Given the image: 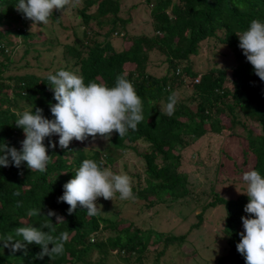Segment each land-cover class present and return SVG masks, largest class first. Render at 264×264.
Returning a JSON list of instances; mask_svg holds the SVG:
<instances>
[{
  "label": "trees",
  "instance_id": "obj_1",
  "mask_svg": "<svg viewBox=\"0 0 264 264\" xmlns=\"http://www.w3.org/2000/svg\"><path fill=\"white\" fill-rule=\"evenodd\" d=\"M140 2L147 9V31L131 32V17L120 15V0H80L76 8L53 11L49 33L47 24H33L16 10L18 0H0V146L22 147L25 135L15 124L16 113L40 108L46 118H54L50 105L56 101L46 77L59 69L82 76L85 84L95 81L109 87L118 75H125L141 98L144 116L137 130H129L124 137L113 132L109 140L99 136L82 142L73 139L67 149L60 148L58 134L46 137L43 143L50 162L44 173L31 171L23 161L19 168L11 161L8 167L0 166V238L14 236L17 227H40L46 222L54 224L55 235L68 233L63 255L54 259H37L40 248L34 243L12 253L0 241V264H104L112 260L185 264L189 257L196 264H245L236 245L243 232L241 217L250 215L244 211L248 197L242 192L225 197L213 185L197 192L180 166L184 148L202 136L226 132L243 139V162L252 155L250 170L264 176V81L238 46V34L253 19L264 22V0ZM203 47L210 53L207 67L194 60ZM221 47L232 55L229 67L214 61L216 48ZM153 65L161 72H155ZM173 92L178 102L168 116L164 106ZM50 140L55 148L48 146ZM137 142L144 144L141 151ZM128 151L138 154L143 170L142 177L134 174L135 198L125 202L140 203L138 211L144 212L183 200L188 208L184 220L192 219L184 231L155 226L151 218L136 222L109 214L100 202H96L101 209L96 216H89L80 206L69 215V206L57 202L63 185L84 159L103 161L109 167L114 155ZM241 188L244 192L246 185ZM32 208H41L42 214L29 217ZM214 208L220 210L212 240L220 249L217 252H211L214 246L194 242L201 237L189 239ZM49 211L55 215L49 217Z\"/></svg>",
  "mask_w": 264,
  "mask_h": 264
},
{
  "label": "clouds",
  "instance_id": "obj_2",
  "mask_svg": "<svg viewBox=\"0 0 264 264\" xmlns=\"http://www.w3.org/2000/svg\"><path fill=\"white\" fill-rule=\"evenodd\" d=\"M79 4L80 0H18L15 7L33 24H48L54 10L60 12L66 7L76 8ZM116 34L114 32L113 36ZM238 38V46L254 73L264 81V22L253 19L249 27L238 34ZM46 79L56 101L50 105L54 118H46L40 108L34 112L16 113L18 119L15 124L23 129L25 138L21 141L20 150L6 144L0 146V166L8 167L11 161L12 166L19 168L23 161L31 171L44 173L50 162L43 143L46 137L58 134L60 148L67 149L73 139L82 142L89 137L96 139L99 136L109 140L113 132L124 137L129 130H137L138 124L144 120L141 98L132 82L123 74L115 78L111 87L95 81L85 84L82 76L64 69L54 74L48 73ZM177 102L178 94L173 92L168 96L164 113L172 116ZM48 146L55 148L56 143L50 140ZM103 165V161L98 163L86 158L75 175L63 185V194L57 198V202H65L69 206V215L78 206L86 209L89 216L98 215L101 209L96 201L99 197L112 200L119 194L120 200L135 198L131 177ZM242 181L246 185L242 193L248 197L244 211L250 215L241 217L243 232L239 234L236 248L244 256L245 264H264V176L257 170H249L243 173ZM41 214V208H32L27 212L29 217ZM53 215L55 213L49 211L48 216ZM55 233L54 224L46 222L40 227H17L14 236L7 235L0 241L12 253L34 243L40 248L37 259L43 260L45 256L54 259L63 255L68 240L67 232Z\"/></svg>",
  "mask_w": 264,
  "mask_h": 264
},
{
  "label": "rangeland",
  "instance_id": "obj_3",
  "mask_svg": "<svg viewBox=\"0 0 264 264\" xmlns=\"http://www.w3.org/2000/svg\"><path fill=\"white\" fill-rule=\"evenodd\" d=\"M139 1L136 8L132 6ZM141 0H120L121 4V16L131 17L129 22V29L131 32H142L147 31L146 27V18H147V9L143 7L140 2ZM72 18L70 19V21ZM75 21V20H74ZM50 22L46 26V31L51 33V28L49 26ZM47 33V34H49ZM116 40V41H114ZM114 44H120V40L114 39ZM210 43V42H209ZM37 47V45L35 44ZM204 46V45H203ZM211 46V43L208 47ZM17 56H19L21 47L17 48ZM202 51L194 58L197 64H202V66L207 67V57H210L209 50L207 47L201 48ZM214 61L217 63V66L229 67L233 63V58L228 49L216 48V53L214 54ZM152 62L155 63L156 59H152ZM154 66V65H153ZM203 67V68H204ZM155 68V72L159 73L160 68ZM138 151L143 149L144 144L142 142L135 143ZM245 148L243 139L239 138L236 135L229 136L228 133L224 132L221 135H210L197 139L190 146L184 148L181 169H184L188 172L189 180L194 186L195 191L201 190V188L208 189L210 185H213L215 190H217L221 195L225 197H235L241 192L244 186L242 181V175L245 171H249L251 164L253 162V156L248 155L246 157V164L243 162L244 156L241 153V149ZM209 155L210 158L207 159L206 155ZM114 155V159L109 167L112 171L117 173H124L131 177L132 184L136 180L134 174L139 173L143 170V163L138 154L134 151H128L123 155L117 157ZM229 157H226V156ZM117 157V158H116ZM202 162H206V165ZM142 177V176H141ZM129 200V199H128ZM120 200L119 194L113 197L112 200H105L102 197L97 198L96 202H100L102 205L105 204L109 214H120L128 219L136 220V222L147 221L149 218L153 220L155 226H172L175 230L184 231L187 227V221H192V219L184 220V215L188 212L182 205V201L177 202H166L165 204H159L154 207L152 211H157L152 213V211H138L137 204H128L125 201ZM169 203V206L166 204ZM179 209H182L181 211ZM105 214V213H104ZM220 216V210L214 208L207 213V218L205 219L203 225L200 228L195 229L191 232L189 239L201 237L199 240H195V243L203 242L210 246H214L211 252L220 251L219 247L216 244H213V238L215 236L213 233L217 231V226L215 220ZM209 250V249H208ZM203 254L205 252H202ZM219 254V252H218ZM93 255V254H92ZM215 254L214 256H216ZM166 257V256H165ZM213 257V253H212ZM191 257L184 260L185 264H196L191 261ZM202 261L199 257L195 258ZM204 262V261H202ZM96 264V263H95ZM102 264V263H101ZM104 264H129L120 260H112ZM166 264V263H165ZM171 264V263H168ZM201 264V263H198Z\"/></svg>",
  "mask_w": 264,
  "mask_h": 264
}]
</instances>
